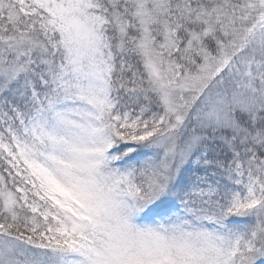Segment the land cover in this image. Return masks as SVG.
Listing matches in <instances>:
<instances>
[{"label": "snow or ice", "instance_id": "6c2138e0", "mask_svg": "<svg viewBox=\"0 0 264 264\" xmlns=\"http://www.w3.org/2000/svg\"><path fill=\"white\" fill-rule=\"evenodd\" d=\"M0 264H264V0H0Z\"/></svg>", "mask_w": 264, "mask_h": 264}]
</instances>
